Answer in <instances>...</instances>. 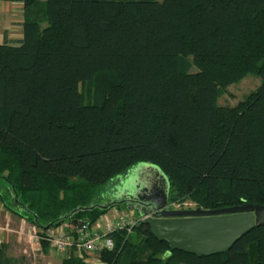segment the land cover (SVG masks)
<instances>
[{
    "label": "trees",
    "instance_id": "1",
    "mask_svg": "<svg viewBox=\"0 0 264 264\" xmlns=\"http://www.w3.org/2000/svg\"><path fill=\"white\" fill-rule=\"evenodd\" d=\"M4 1L22 3L21 39L0 43V202L13 215L38 234L92 224L119 206L67 215L139 163L167 177L168 202L264 204V0ZM249 73L259 86L219 105ZM112 236L99 264H264V226L201 257L143 220ZM0 264L36 261L0 243ZM61 264L85 263L71 249Z\"/></svg>",
    "mask_w": 264,
    "mask_h": 264
},
{
    "label": "water",
    "instance_id": "2",
    "mask_svg": "<svg viewBox=\"0 0 264 264\" xmlns=\"http://www.w3.org/2000/svg\"><path fill=\"white\" fill-rule=\"evenodd\" d=\"M139 172L135 173L131 188L135 191L141 187L149 194L146 199L149 209L142 213L146 214L143 222L157 240L177 250L198 257L223 253L255 227L264 226V204L243 203L214 210L199 206L173 209L168 204L169 183L164 173L158 167H146ZM139 175L143 177L142 182ZM134 191H130L132 198H122L125 191H121L119 196L106 204L81 206L67 216L78 210L108 209L120 204L138 203Z\"/></svg>",
    "mask_w": 264,
    "mask_h": 264
},
{
    "label": "built area",
    "instance_id": "3",
    "mask_svg": "<svg viewBox=\"0 0 264 264\" xmlns=\"http://www.w3.org/2000/svg\"><path fill=\"white\" fill-rule=\"evenodd\" d=\"M173 205H170L173 209L180 208L178 205ZM2 207L0 204L1 209ZM145 217L132 216L125 211H117L116 208H113L92 224L84 222L73 226L64 222L46 229L42 234H38L35 225L26 219H22L16 232L19 237L23 235L31 236L35 242H39L41 239L47 241L49 244L48 252H55L62 257H66L69 251L73 249L74 254L82 258L84 263L96 257L97 263L95 264H99V252L101 250H110L114 247L115 243L112 234L116 230L123 228H126L129 232L133 225Z\"/></svg>",
    "mask_w": 264,
    "mask_h": 264
},
{
    "label": "rangeland",
    "instance_id": "4",
    "mask_svg": "<svg viewBox=\"0 0 264 264\" xmlns=\"http://www.w3.org/2000/svg\"><path fill=\"white\" fill-rule=\"evenodd\" d=\"M13 27L12 29L14 32L12 33L14 35L19 34L20 28L19 27L13 28ZM260 83H261V78L258 77L257 75L252 74V73L246 74L239 81L228 85L224 89V91H222L220 95L218 96L217 103L219 105H235L238 101L245 98L247 94L255 90L259 86ZM79 88L87 99L88 97L87 85L80 84ZM92 92L93 90L91 89L90 93ZM146 167L157 168L155 165H151L147 163H139L133 166L131 169H129L127 173L132 175L134 173H138L140 169L145 170ZM139 173L142 174V171H140ZM122 176H117L115 178H112L107 183L96 187L94 190V193L91 195V198L88 201V204L89 205H93V204L103 205L113 200L115 197H112L113 196L112 187L117 184L118 179H122ZM0 187L2 188L3 191H6L7 184L1 179H0ZM7 192L8 193L10 192L11 194L10 190H8ZM0 204L4 207V210L0 211V227H1L0 236H1V239L9 245L10 254L16 255V256L25 255L28 258L32 257L33 253L31 251L32 248H30V245H29L30 243L27 244V241L25 242L18 238V234L16 231L19 227V224L17 220L15 218H13V220L6 219L4 215H6V213H9L10 211H8L1 202ZM168 204L178 205L180 206L181 209H184V208L190 209V208L196 207L195 204L190 200H185L182 202H179V201L168 202ZM11 205L14 206V204H11ZM118 206L119 208L114 207V209L116 208L117 211H125L126 213L132 216H138L137 212L127 209L123 204H120ZM10 214L12 213L10 212ZM62 258L63 257L61 255L55 252H47V254L39 253L35 255L34 260L36 261V264H60ZM95 263H97L96 257L92 258L89 262L85 264H95Z\"/></svg>",
    "mask_w": 264,
    "mask_h": 264
},
{
    "label": "crops",
    "instance_id": "5",
    "mask_svg": "<svg viewBox=\"0 0 264 264\" xmlns=\"http://www.w3.org/2000/svg\"><path fill=\"white\" fill-rule=\"evenodd\" d=\"M21 22H22V3L21 2H7L4 0H0V43L4 40L6 41H17L19 39H21L22 37V32H21ZM19 27L20 28V32L17 35H14L12 32L13 29L12 27ZM13 27V28H14ZM4 210V207H2V209L0 208V211ZM6 219L9 220H13V218H15L18 222V224H20L22 219L25 218H20L17 217L13 214L6 213V215H4ZM18 238L20 240L23 241H27V244L30 245V248L33 256L29 257L32 258L34 260L35 255L39 254V253H46L41 249L40 243L39 242H35L33 240V238L29 235H23V236H18ZM0 243H5L0 236ZM26 252V251H24ZM16 256V255H15ZM35 261V260H34ZM61 264V263H60Z\"/></svg>",
    "mask_w": 264,
    "mask_h": 264
},
{
    "label": "flooded vegetation",
    "instance_id": "6",
    "mask_svg": "<svg viewBox=\"0 0 264 264\" xmlns=\"http://www.w3.org/2000/svg\"><path fill=\"white\" fill-rule=\"evenodd\" d=\"M128 172V171H127ZM122 174L120 176H122V179H118L117 184L114 185L112 187V193L113 196H119L122 192L121 191H125L124 194L121 196L122 198H132L131 193L134 191L131 187L132 184L134 183V178L136 176V174H128V173ZM142 175H139V179L142 182ZM136 183V182H135ZM139 182H137L138 184ZM130 191H132L130 193ZM134 193L136 194V200L138 203H125L123 204L127 209L129 210H133L135 212L138 213V215L140 216H146V214H142L143 212L147 211L149 209V202H147V196L149 194H147V192H144L141 190V187L137 188Z\"/></svg>",
    "mask_w": 264,
    "mask_h": 264
}]
</instances>
